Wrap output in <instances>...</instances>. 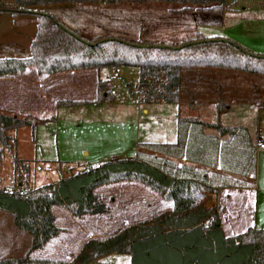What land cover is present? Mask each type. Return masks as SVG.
Segmentation results:
<instances>
[{"label":"trees","instance_id":"trees-1","mask_svg":"<svg viewBox=\"0 0 264 264\" xmlns=\"http://www.w3.org/2000/svg\"><path fill=\"white\" fill-rule=\"evenodd\" d=\"M121 1L179 4L181 8L172 13H189L196 25L208 26H221L225 12L231 9L227 0H14L12 7L0 0V12L33 14L37 24L30 55L0 58V76L31 66L46 74L130 66L138 68L139 89L148 88L146 103H176L182 68H229L264 75V54L253 53L223 36L209 37L195 31L180 42L141 37L130 40L111 34L88 36L70 28L46 8ZM102 85L99 80L97 92H102V98L92 103L112 100ZM85 103L67 101L57 106ZM232 107L216 104L212 122L179 117L175 141L140 142L138 147L143 150H138L134 158L110 160L27 191L0 188V209L13 216L17 228L30 234V250L43 248L59 233L51 211L54 205L67 208L78 218L107 212L94 192L101 185L139 182L172 203L169 212L151 221L128 225L103 239H88L70 262L27 254L19 259H2L0 264H88L110 253L129 255L130 264H264V228L248 226L243 232L226 235L215 208L206 207L209 193L251 187L234 176L255 178L260 144L258 116L253 131L243 120L240 124H224L220 114ZM24 125L29 122L0 112V158L11 146L7 130ZM180 159L184 162L179 163ZM19 163L15 158V167ZM217 167L219 172L214 170Z\"/></svg>","mask_w":264,"mask_h":264},{"label":"rangeland","instance_id":"rangeland-1","mask_svg":"<svg viewBox=\"0 0 264 264\" xmlns=\"http://www.w3.org/2000/svg\"><path fill=\"white\" fill-rule=\"evenodd\" d=\"M13 1L1 0L7 7H12ZM227 2L231 9L225 12L221 26L196 25L189 13L179 14L183 17L177 19L173 18L170 15L178 14L172 11L176 12L181 5L167 2L148 1L135 4L121 1L115 4L49 5L46 8L47 11L58 15L70 28L79 29L88 36L111 34L130 40L141 37L147 41L180 42L194 35L195 31H199L209 37L229 38L253 53L264 54V0H227ZM36 30V18L33 14L15 15L8 11L0 12V58L29 56L30 44ZM208 68L212 70L210 73H200L198 77L193 73L187 74L182 85L183 89L185 90L190 79L192 82L202 80L201 83H208L209 79L223 82L236 80L235 83L243 93L245 88L251 86V78L233 79L226 72L230 70L229 68H218L225 71L216 74L212 69L215 67ZM231 70L235 71V69ZM257 74L254 73L253 81L260 76ZM138 76V68L130 66L117 69L102 68L99 71L80 69L53 74L38 73L36 68L31 66L20 73L0 76V112L29 122V125L7 130L11 146L10 149H4L0 158V188L27 191L55 182V175L58 173L81 171L88 169L87 166L95 162L109 160L114 155H123L121 154L123 149L129 150V139L137 133L139 122L142 126L140 130L142 142L173 140L174 136L169 134L168 129L173 116L176 117L175 104L150 102L151 105H145L150 114L145 116L141 113L140 106L129 101L128 97L136 95L138 102L146 103L145 93L148 88L139 89ZM99 80L103 82V91L107 92V96L115 102L100 106L90 104L96 98H102V92H97ZM254 83L264 87V79L256 80ZM200 96L199 100L204 102L203 105L189 108L196 98H191L188 94H180L179 87L178 100L181 98L179 102L181 107L177 111L178 115L181 117L195 115L197 117L192 118L202 117L208 122L214 121L216 101H220L217 97L219 95L200 94ZM228 100L233 102V107L220 118L221 121L224 124L234 125L240 124L243 120L244 125L253 131L256 128L254 121L257 115L258 137L264 141V97L261 98L260 94L240 93L230 94ZM67 101L89 104L59 108L54 118L53 107L57 106L58 102ZM39 103L43 107L38 108ZM242 106L251 111L245 115L246 119L245 116H239L244 109ZM255 109L258 111L257 114ZM45 118L52 120L46 121ZM148 119L157 120L158 125L153 123L151 125L147 122ZM138 150L143 148L138 147ZM144 151L149 152L147 149ZM128 153L134 156L135 148H130ZM15 158L20 162L16 167ZM234 177L245 181L251 187L223 188L215 193H209L208 195H216L220 192V201L215 204L212 202L207 208H215L226 235L243 232L252 224L264 228V148L260 149L257 155L254 179ZM253 187L256 188L255 191L251 189ZM224 189H229L228 193ZM244 189L248 190V193ZM99 193L101 194L99 200L103 197L105 205L109 208L105 214V227L101 220L77 221L67 209L57 207L54 209V214L57 216L56 224L66 227L64 230L68 233L61 234L45 249L38 250L32 255H29L31 252L29 248L20 258L28 254L33 258L43 257L41 259L70 262L84 240V237H79L80 228L94 235L105 232L106 236L121 229L124 223L151 221L158 215L170 211V208L158 200L160 196L156 192L139 182H114L102 187ZM10 218L12 219V215L9 212L0 209V257L5 256L1 252L6 244L7 233L12 228ZM12 226L31 238L27 231L17 228L14 224ZM20 240L23 242L22 238ZM13 246L15 248V245ZM19 247H16L17 250L13 255L17 256V253L21 255L19 252L22 248ZM89 264H130V257L127 254L111 253Z\"/></svg>","mask_w":264,"mask_h":264},{"label":"crops","instance_id":"crops-1","mask_svg":"<svg viewBox=\"0 0 264 264\" xmlns=\"http://www.w3.org/2000/svg\"><path fill=\"white\" fill-rule=\"evenodd\" d=\"M183 15H186V14H183ZM183 15H170V16H172L173 18H176L177 19V17H183ZM169 16V17H170ZM213 69V73L214 74H216L217 72H223V71H225V70H222V69H218V68H212ZM210 71H212L211 70V68L209 69L208 67H186V68H182L181 69V82H180V94H188L189 95V97H191V98H196L195 99V101H193L190 105H189V108H192V107H199V106H202L203 105V103L204 102H202L201 100H199L200 98H201V96H200V94H218L219 96H217V97H219L220 98V101H216V104L217 103H220V104H223V103H227V104H231L232 106H233V102H230L228 99L230 98V94H260V97L261 98H263L264 97V87L262 86V85H259V83H254L256 80H262V79H264V75L263 74H257V75H260V76H258V78H256L254 81H253V78L255 77V76H253L254 75V73H248V72H244V71H240V72H238L237 70H228V71H226V72H228L230 75H231V77L233 78V79H236V78H238V77H241V78H251L252 80H251V86L248 88H245L244 89V93L243 92H241L242 91V89L241 88H239L238 87V85L235 83V81L236 80H229V81H225V82H223V81H221V80H217V79H209V81H208V83H201V81L199 80H196V82H192V80L190 79L189 80V82H187V87L185 88V90L183 89V87H182V85H183V83H184V80L187 78V74H190V73H193L194 75H197V77H198V75H200V73H210ZM184 73H186L185 74V76H184ZM187 81V80H186ZM136 95H133V96H130V97H128L129 98V101H131V102H133V103H136L137 105H138V107L140 106L141 107V113L143 114V115H145V116H148L149 114H150V112H149V109H148V107H146L145 105H151L152 103H141V102H138V100H136V97H135ZM181 98H179V100H178V102H176V103H168V104H175L176 105V112H175V114H176V117L175 116H173V120L170 122L171 124H170V126H169V129H168V131H169V134L170 135H173L174 136V139L173 140H171V141H147V142H173V141H175V139H176V136H177V121H178V118L179 117H181V116H179L178 115V113H177V111L179 110V108L181 107L180 106V100ZM110 102H115V101H111V100H105V101H103L102 103H100V104H95V103H90V104H94V105H98V106H100V105H102V104H107V103H110ZM156 103H159V104H161V103H166V102H163V101H158V102H156ZM87 104H89V103H87ZM87 104H84V105H87ZM39 105V106H38ZM37 106H38V108L41 106V107H43V105L41 104V103H39ZM77 105H83V104H73V105H69V106H67V105H60V106H54L53 107V116H54V118L57 116V114H58V109L59 108H62V107H72V106H77ZM250 107H252V106H250ZM261 107H262V105H261ZM242 108H244L243 109V112L241 113L242 115H247L248 113H251V111L250 110H248V109H245V107H243L242 106ZM44 109V108H43ZM255 111H256V114H257V110L255 109ZM228 112V110L227 111H224V112H222L221 114H220V118H222V116H225L226 115V113ZM129 113V112H128ZM197 117V116H195V115H186V116H184V117ZM216 117V116H215ZM202 120H205V121H208L206 118H202V117H200ZM247 118V116H245V119ZM52 120V118H45V120L47 121V120ZM44 120V121H45ZM139 122V121H138ZM147 122H149V123H151V125H152V123L154 124V125H158V121L157 120H155V121H152L151 119H148V121ZM175 124V125H174ZM141 128H142V126L140 125V122H139V128H137V133L135 134V136H133L132 138H130V137H128V138H130L129 139V145H130V147H129V150L127 149V148H125V149H123L124 151L121 153V154H123V155H114L113 157H111L109 160H103V161H98V162H95L94 164H90V165H88L87 167L88 168H91L92 166H94V165H96V164H102V163H105V162H107V161H110V160H116V159H123V158H134L135 157V155L134 156H132L131 154H129L128 153V151L130 152V148H135V154H136V152L138 151V143H140V142H142L141 140H140V130H141ZM167 128V127H166ZM148 129V128H147ZM166 131H167V129H165ZM156 133H158V132H156ZM172 133H174V134H172ZM259 139H260V141H262V142H260V143H264V141H263V139L262 138H260L259 137ZM144 142V141H143ZM146 142V141H145ZM260 149H263V148H258V152L260 151ZM132 152V151H131ZM258 152H257V155H258ZM180 162H184V159H181L180 160ZM84 170H86V169H82L81 171H74V172H72V173H68V172H62V174L61 173H58L57 175H55V178H56V180H55V182H58L61 178H63V177H68V176H70V175H73V174H76V173H78V172H82V171H84ZM215 171H219V168H215L214 169ZM55 182H51V183H55ZM129 182H131V183H135V182H133V181H129ZM138 183V182H137ZM110 184H113V183H109V184H105V185H101V186H99V187H97V188H95V190H94V192H95V194L99 197L101 194L99 193V191H100V189H102V187H105L106 185H110ZM141 184V183H140ZM246 189H248V188H246ZM246 189H244V190H246ZM252 190H254L255 191V187H253V188H251ZM250 189V190H251ZM152 190V189H151ZM224 190H226V192L228 193V190L229 189H224ZM153 191V190H152ZM248 190H246V193H248L247 192ZM155 192V191H154ZM230 194H233V193H235V192H229ZM250 193V192H249ZM156 194L157 195H159L157 192H156ZM156 195V197H158ZM160 196V195H159ZM158 200L161 202L162 201V203H164V205H166L167 206V208H170V210L172 209V203L170 202V201H166V200H164L161 196H160V198H158ZM236 200V199H235ZM239 200H241V198L239 199ZM101 201L105 204V199L102 197V199H101ZM220 201V192H218L216 195H208V197H207V201H206V207H210L211 205H212V202H214V204L215 203H218ZM237 201V200H236ZM235 201V202H236ZM150 203L149 204H151L152 205V202L151 201H149ZM157 205V204H156ZM57 207H62V206H59V205H54V206H52V208H51V211H52V213H53V215L55 216V225L60 229V231H59V233L55 236V237H53V238H51L49 241H48V243L43 247V248H41V249H36V250H31V252H29V255H32L34 252H36V251H38V250H42V249H45L48 245H49V243H51L54 239H56V238H58V237H60V235L61 234H67L68 232H67V230H64L66 227H63V226H58L57 224H56V222H57V216L54 214V209L55 208H57ZM108 207V206H107ZM151 207V206H150ZM62 208H65V207H62ZM65 209H67V208H65ZM151 209V208H150ZM155 209V208H154ZM67 211H68V213L70 214V215H72L70 212H69V210L67 209ZM108 211H109V208H108ZM107 211V212H108ZM107 212H104V213H99V214H92V215H89V214H85V215H83L82 217H80V218H78V217H75V216H73L77 221H82V219H88V221H99V220H101V221H103V226L105 227V214L107 213ZM1 213H3V212H1ZM10 217V216H9ZM11 219V218H10ZM126 219H128V217L126 218ZM130 219V218H129ZM11 227L12 228H10V231H9V233H7V236H6V244H5V246H4V249L2 250V252L1 253H4L5 254V256L4 257H0V260H2V259H19L20 257H22V255L23 254H25L27 251H28V249L30 248V246H31V238H29V236L26 234V233H24L23 231H21V230H18V229H16V228H14L12 225L14 224L13 223V216H12V219H11ZM1 224V223H0ZM132 224H138V223H136V222H128V223H124V224H122L123 225V227L122 228H124V227H126V226H128V225H132ZM252 226H255L254 224H252ZM79 231V233H80V235H79V237L81 236V237H84V240H83V242H82V244L80 245V247L79 248H77V250H76V252L74 253L75 255L78 253V251L81 249V247H82V245L88 240V239H90V238H96V239H103V238H105L106 236H108V235H106L105 236V232H103L102 234H100V235H94L93 233H91V232H88V231H86L84 228H80V230H78ZM14 236H16V238H14ZM20 238H22L23 239V242L20 240ZM13 245H15V248H14V246ZM22 245H23V247H22ZM21 247L22 249H21V251L19 252V253H21V255H19L18 253H17V256H15V255H13V252L14 251H16L17 249H16V247ZM19 247V248H20ZM111 254V253H110ZM108 255V254H107ZM105 256V255H104ZM32 258H33V256H31ZM103 257V256H102ZM102 257H100V258H98L96 261H99ZM35 258V257H34ZM36 258H43V257H36ZM93 262V261H92ZM91 263V262H90ZM89 264V263H88Z\"/></svg>","mask_w":264,"mask_h":264},{"label":"built area","instance_id":"built-area-1","mask_svg":"<svg viewBox=\"0 0 264 264\" xmlns=\"http://www.w3.org/2000/svg\"><path fill=\"white\" fill-rule=\"evenodd\" d=\"M259 148H264V143H260ZM99 166H100V164H96V165L92 166V168H97Z\"/></svg>","mask_w":264,"mask_h":264}]
</instances>
